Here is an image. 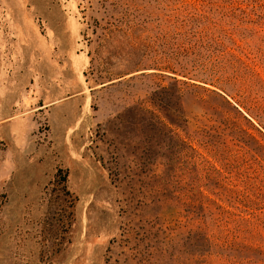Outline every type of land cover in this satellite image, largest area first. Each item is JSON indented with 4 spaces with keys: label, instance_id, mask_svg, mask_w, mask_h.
Wrapping results in <instances>:
<instances>
[{
    "label": "rangeland",
    "instance_id": "rangeland-1",
    "mask_svg": "<svg viewBox=\"0 0 264 264\" xmlns=\"http://www.w3.org/2000/svg\"><path fill=\"white\" fill-rule=\"evenodd\" d=\"M0 264H264V0H0Z\"/></svg>",
    "mask_w": 264,
    "mask_h": 264
}]
</instances>
